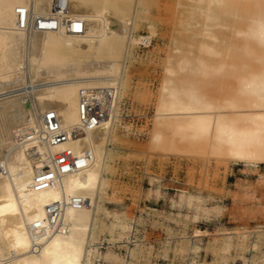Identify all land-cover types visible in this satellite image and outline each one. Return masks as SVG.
I'll return each instance as SVG.
<instances>
[{"label": "bare ground", "instance_id": "1", "mask_svg": "<svg viewBox=\"0 0 264 264\" xmlns=\"http://www.w3.org/2000/svg\"><path fill=\"white\" fill-rule=\"evenodd\" d=\"M140 6L141 0H0V264H95L100 233L126 231L122 205L111 211L102 202L133 48L152 44V35L134 34L148 13ZM185 7L203 19L194 34L203 39L201 54L220 58L223 43L231 63L213 66L187 52L169 56L153 140L165 145V130L182 142L208 137L235 161L264 163V0H188ZM223 29L243 44L221 39ZM226 66L239 83L229 112L200 95L189 76ZM82 93L112 96L93 127L81 124ZM50 112L75 131L69 141L49 142L43 117ZM68 150L80 166L59 173L51 159ZM47 166L53 178L39 182ZM101 214L119 223H102ZM106 258L122 262L111 252Z\"/></svg>", "mask_w": 264, "mask_h": 264}, {"label": "rangeland", "instance_id": "2", "mask_svg": "<svg viewBox=\"0 0 264 264\" xmlns=\"http://www.w3.org/2000/svg\"><path fill=\"white\" fill-rule=\"evenodd\" d=\"M141 1L148 13L137 19L134 34L152 35V44L133 48L130 85L119 110L115 138L108 146V182L102 202L111 211L122 205L119 220L127 229L101 232L93 262L264 264V163L235 161L225 147H217L208 137H188L182 142L179 135L165 130V145L153 140L162 85L169 77L165 72L169 56L187 52L217 66L218 61H228V48L218 44L220 58L201 54L203 39L194 34L202 30L203 19L188 13V0ZM228 30L223 29L220 38L241 46L243 38L230 39ZM240 51L233 55L239 56ZM231 70L226 66L225 71L209 76L189 74L199 94L223 112L231 110L229 104L239 86ZM100 217L108 225L119 223L112 216ZM108 252L122 262L105 259Z\"/></svg>", "mask_w": 264, "mask_h": 264}, {"label": "built area", "instance_id": "3", "mask_svg": "<svg viewBox=\"0 0 264 264\" xmlns=\"http://www.w3.org/2000/svg\"><path fill=\"white\" fill-rule=\"evenodd\" d=\"M105 96L106 95H104V97ZM101 98H97L96 96H93V93L91 94L82 93V97H81L82 127H93L106 117L107 106L110 103L112 96L108 94L107 100L103 99V101L101 100ZM43 120L45 122L46 127L48 128V135H49L48 140L52 145H57L60 143L67 142L70 140L71 136L75 135L74 130L68 131L60 126L58 118L53 112H50L47 115H45L43 117ZM85 157L88 158L90 157V155L86 153ZM51 160L54 166V170L63 174L68 173L74 170L75 168L78 169L80 166V159L74 156V154L70 150L64 151L54 156ZM41 170L42 171L39 173V175L42 176L39 178V182L45 180V178H47V180H51L53 178L52 173H50L52 170L51 167L47 166L41 168ZM46 173H50V174L44 175Z\"/></svg>", "mask_w": 264, "mask_h": 264}]
</instances>
